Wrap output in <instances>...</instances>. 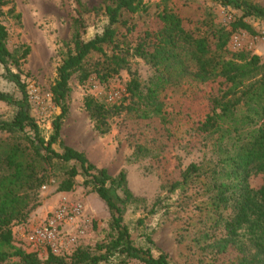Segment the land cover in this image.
<instances>
[{
  "label": "trees",
  "instance_id": "16d2710c",
  "mask_svg": "<svg viewBox=\"0 0 264 264\" xmlns=\"http://www.w3.org/2000/svg\"><path fill=\"white\" fill-rule=\"evenodd\" d=\"M73 3L72 35L66 52L55 68V80L49 89L53 104L59 114L51 122L52 132L47 140L42 138L40 127L30 114V105L23 92L24 85L11 67L18 68L20 61L29 53L24 48L20 57L6 47L8 33L0 23V65L6 77L10 78L23 97L12 99L0 92V102L16 108L9 121H0V264H127L136 259L142 264H170L164 253L153 255V242L147 237L148 247H137L124 223V213L128 206L139 201L126 187L123 171L110 177L106 170H97L89 163L85 153L67 146L56 151L53 146L60 141L62 123L68 114L67 100L69 81L78 74L79 83L95 75L99 83L118 75L127 66L129 45L122 48L116 38L121 28L128 26V15L142 10V0H105L100 9H88L82 0ZM232 6L241 11V16L230 23L229 29L218 27L210 16L202 20L200 26L186 24L181 14L171 5H165L157 14L159 27L147 32L142 41L133 48V53L144 59L153 68L155 75L146 89L145 107L141 118L156 117L163 122L167 119L163 112L160 95L167 88L205 85L212 82L221 91L208 97L209 112L197 131L206 136L216 135L220 158L209 171L216 193L209 206L218 213L213 224L223 223L225 234L213 244L216 255L229 252L230 248L238 255L227 264H264V245L254 242L255 252L247 254L237 244V229L248 222L250 215H256L264 223V63L257 55L241 54L237 61L225 59L221 53L231 35L244 31L256 35L245 18L264 20V9L248 0H211ZM7 3L0 0L1 8ZM93 12L100 16L99 25L92 38H84V14ZM188 53L193 63L191 68L185 61L182 50ZM108 50V51H107ZM97 56L96 62L87 67V62ZM140 84L131 78L125 92L131 97H139ZM93 129L101 135L109 131V110L90 95L83 99ZM111 107H116L112 105ZM118 113L119 108H115ZM5 136V137H1ZM200 167L190 164L181 173L180 179L169 185V191L183 188L199 175ZM260 175L261 185L256 189L249 186L250 177ZM61 176L57 191L70 193L74 190L75 179L83 176L82 187L90 188L108 209L111 240L99 246L96 253L87 248L76 249L67 259L48 252L44 259L26 249L12 237V227L26 224L29 214L39 203V188L50 177ZM156 201L150 211L162 205ZM166 205L163 204L162 207ZM231 210L223 217L221 212ZM221 210V212H220ZM141 225L142 220H138ZM264 233L263 231H260Z\"/></svg>",
  "mask_w": 264,
  "mask_h": 264
},
{
  "label": "rangeland",
  "instance_id": "374dc122",
  "mask_svg": "<svg viewBox=\"0 0 264 264\" xmlns=\"http://www.w3.org/2000/svg\"><path fill=\"white\" fill-rule=\"evenodd\" d=\"M4 1L7 4L1 8L0 23L8 33L6 47L17 57L21 56L24 48H29L20 66L10 70L24 85L30 114L39 125L42 138L47 140L52 132L51 122L59 114L49 89L56 77L55 68L65 55V45L71 39L73 3L71 0ZM248 1L264 9V0ZM82 2L90 10L105 5V0ZM167 4L174 7L191 26H200L202 20L210 16L215 25L229 29L230 23L241 16L240 10L220 6L211 0H142V10L128 15V26L118 31L115 41L122 48L129 45L127 66L103 83H99L94 74L83 83H79L78 74L71 77L68 114L62 123L60 136L62 145L56 144L53 149L61 151L62 146H67L83 151L90 164L97 170H106L110 177H116L121 171L125 173L126 187L139 201L128 206L124 213V223L137 247L144 249L150 246L146 241L149 237L154 244L153 255L166 254L170 264H227L229 259L238 255V251L230 248L227 254L216 255L213 244L224 236L225 229L223 223L213 224L218 213L209 206L216 193L211 190L214 180L209 171L220 158L218 143L216 135L206 136L197 131L209 112L208 97L219 94V86L209 82L198 87L167 88L160 95L167 121L156 117L142 119L140 115L146 103V89L155 73L146 60L133 53L132 47L142 41L145 33L159 27L157 14ZM100 18L93 12L84 14V38L94 36ZM244 21L256 35L235 32L221 55L237 61L241 54H254L264 63V20L250 17ZM182 55L192 68L193 63L185 49ZM96 60L97 56L89 59L87 67ZM131 78L140 84L139 97H131L125 92ZM0 92L15 100L23 97L19 87L6 77L1 65ZM85 95H90L109 110L108 133L101 135L93 129L83 105ZM114 104L116 107H111ZM115 108H119L118 113H115ZM15 111V107L0 102V121H9ZM190 164L200 167L199 175L183 188L170 192L169 185L177 182ZM61 180V176H52L39 188L40 204L31 211L26 224L36 226L62 196L81 201L87 223L84 230L77 233L82 237L77 249L87 248L96 253L99 246L111 240L108 209L97 195L90 192V188L81 186L83 176L75 179L74 190L70 193L57 191ZM261 183L260 175L253 174L249 179L251 189L256 190ZM158 200L164 202L151 214L152 206ZM163 204L166 206L162 207ZM221 213L226 217L231 210ZM138 220H142L141 225ZM17 226L19 224L12 227V232ZM263 230L264 223L256 215H250L248 222L236 231L237 244L247 254L254 253L256 240L264 245V233L260 232ZM45 253L41 251L38 255L44 259ZM127 264L142 263L132 259Z\"/></svg>",
  "mask_w": 264,
  "mask_h": 264
},
{
  "label": "built area",
  "instance_id": "2783aa9c",
  "mask_svg": "<svg viewBox=\"0 0 264 264\" xmlns=\"http://www.w3.org/2000/svg\"><path fill=\"white\" fill-rule=\"evenodd\" d=\"M86 223L84 204L62 196L60 202L36 226L21 224L12 232V237L27 252H50L64 258L77 249L82 239L77 233L84 230Z\"/></svg>",
  "mask_w": 264,
  "mask_h": 264
},
{
  "label": "crops",
  "instance_id": "0c3cea01",
  "mask_svg": "<svg viewBox=\"0 0 264 264\" xmlns=\"http://www.w3.org/2000/svg\"><path fill=\"white\" fill-rule=\"evenodd\" d=\"M59 199V198H58ZM59 201H57V204H58ZM45 216H43V219H44Z\"/></svg>",
  "mask_w": 264,
  "mask_h": 264
}]
</instances>
